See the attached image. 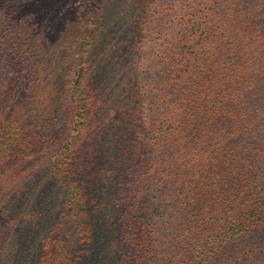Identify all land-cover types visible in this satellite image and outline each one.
Wrapping results in <instances>:
<instances>
[{
	"label": "trees",
	"instance_id": "trees-1",
	"mask_svg": "<svg viewBox=\"0 0 264 264\" xmlns=\"http://www.w3.org/2000/svg\"><path fill=\"white\" fill-rule=\"evenodd\" d=\"M263 171L264 0H0V264H210Z\"/></svg>",
	"mask_w": 264,
	"mask_h": 264
},
{
	"label": "rangeland",
	"instance_id": "rangeland-1",
	"mask_svg": "<svg viewBox=\"0 0 264 264\" xmlns=\"http://www.w3.org/2000/svg\"><path fill=\"white\" fill-rule=\"evenodd\" d=\"M11 1L12 4L15 5L17 0ZM51 57V52L47 51L46 53V51L44 50V60L48 61L51 59ZM121 70L122 68L119 69L118 74L114 76L110 87L111 89L113 88V91L117 90L123 92V96L127 95L126 99L130 102V99L128 97V92L130 91V88H125L126 83L122 81ZM131 90H135L134 87ZM148 135H151V133H148ZM156 155V150H152L148 154L149 158H155ZM148 185L150 188L155 187L156 181L154 183L153 179L149 178ZM257 187L258 193L264 194V171L259 177V184ZM151 189H147V195L149 192H153V190ZM151 200H154L153 196H151ZM170 201H173L172 196H170V198L168 199H163L161 203L151 204L149 209V215L152 218V221L154 222L156 227H159L161 232H166L167 230H170L172 225L174 224L173 217L171 216L173 215L171 214L173 212ZM159 205L161 206V208H159ZM157 211L160 213H158ZM211 263L264 264V222L254 227L250 232L239 235L233 240L223 244L219 251L212 258L210 264Z\"/></svg>",
	"mask_w": 264,
	"mask_h": 264
}]
</instances>
